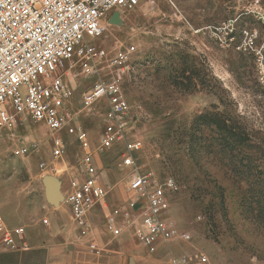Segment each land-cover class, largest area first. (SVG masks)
<instances>
[{
	"label": "rangeland",
	"instance_id": "rangeland-1",
	"mask_svg": "<svg viewBox=\"0 0 264 264\" xmlns=\"http://www.w3.org/2000/svg\"><path fill=\"white\" fill-rule=\"evenodd\" d=\"M105 27L97 44L109 56L100 72L65 77L69 108L97 148L106 104L83 108L81 101L95 81L111 80L116 50L136 48L122 73L130 132L144 144L136 166L177 182L170 217L191 236L154 255L162 264L183 256L188 264H264V0H143L111 12ZM63 137L69 148L55 158L44 123L21 115L0 131V215L11 229L29 226L25 237L94 232L65 203L82 150L75 137ZM31 144L37 148L22 155ZM119 151L97 153L109 194L89 213L91 229L128 201L132 169L118 166Z\"/></svg>",
	"mask_w": 264,
	"mask_h": 264
},
{
	"label": "built area",
	"instance_id": "built-area-1",
	"mask_svg": "<svg viewBox=\"0 0 264 264\" xmlns=\"http://www.w3.org/2000/svg\"><path fill=\"white\" fill-rule=\"evenodd\" d=\"M142 2L0 0V131L15 127L21 115L44 123L51 131L55 158H62L69 148L64 134L75 137L82 156L77 166L79 175L72 180L65 203L74 221L87 230H91L89 213L109 194L101 178L97 153L118 147V166L132 169L126 186L129 198L125 206L108 215L106 227L114 238L125 231L132 232L149 253L156 254L161 245H168L174 238L188 241L191 236L180 232L170 217V197L179 190L177 182L173 178H156L136 166L144 144L130 132L131 107L122 89V73L132 62L136 48L116 50L109 62L111 80L95 81L81 101L83 108L106 104L105 127L97 148L89 133L74 123L69 108L73 87L65 81L66 76L91 77L100 72V61L109 54L97 42L104 35L110 13L134 10ZM36 148L31 144L20 153L26 155ZM45 167L41 164V168ZM25 234L23 227L9 228L0 215V241L6 248L19 250ZM88 246L93 255H102L97 243ZM207 261L203 258L199 263ZM188 262L186 256L172 257L170 264Z\"/></svg>",
	"mask_w": 264,
	"mask_h": 264
},
{
	"label": "crops",
	"instance_id": "crops-1",
	"mask_svg": "<svg viewBox=\"0 0 264 264\" xmlns=\"http://www.w3.org/2000/svg\"><path fill=\"white\" fill-rule=\"evenodd\" d=\"M74 169L76 177L79 173L75 167ZM17 225L23 227L26 233L30 231L26 224ZM91 230H94L92 234L83 233L82 236L79 233L69 235L62 232H39L32 237L26 236L19 250H10L0 241V264H162L130 231L114 238L107 229L106 222L101 226L94 225ZM91 242L97 243L103 250L101 256H95L89 251L88 245Z\"/></svg>",
	"mask_w": 264,
	"mask_h": 264
}]
</instances>
